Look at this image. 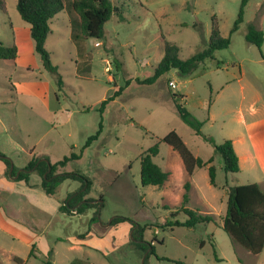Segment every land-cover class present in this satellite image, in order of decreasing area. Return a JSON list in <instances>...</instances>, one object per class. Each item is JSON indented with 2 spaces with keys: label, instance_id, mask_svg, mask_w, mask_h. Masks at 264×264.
Wrapping results in <instances>:
<instances>
[{
  "label": "rangeland",
  "instance_id": "374dc122",
  "mask_svg": "<svg viewBox=\"0 0 264 264\" xmlns=\"http://www.w3.org/2000/svg\"><path fill=\"white\" fill-rule=\"evenodd\" d=\"M112 1L120 12L106 23L107 36L100 41L82 36L72 0H64L65 9L50 21L45 43L58 74L36 52L17 0L0 2V42L18 48L15 61L0 60V152L17 167L29 159V151L56 163L72 147L79 152L102 125L83 157L59 170L88 177L92 185L87 198L102 206L98 214L96 209L74 217L60 212L47 231L54 264H143L132 243L140 226L145 227V240L152 242L146 264H264V249L254 255L223 229L230 187L259 184L264 190V44L259 49L246 41L250 26L264 31V0L247 3L243 22L233 33L243 0ZM214 18L222 37L231 39L228 48L217 50L191 75L172 70L153 85L139 83L154 74L164 57L163 39L179 48L182 59L204 51ZM98 41L102 44L96 45ZM171 79L178 89L169 87ZM120 88L123 93L102 108ZM175 93L184 96L183 106L203 123L204 136L217 144L233 141L241 158L238 173H226L214 147L183 122L173 102ZM171 131L196 157L213 158L215 186L209 166L188 176L178 152L162 141ZM157 143L159 154L153 161L170 174L162 188L144 186L141 180L142 155ZM188 180V208L214 214L217 221L165 227L167 221L189 219L181 210L173 215L182 205ZM80 186L66 180L57 199L66 200ZM117 217L128 220L112 226ZM60 237L64 241H57ZM71 239L88 246L70 249ZM14 254L25 264H43L30 257L29 247L0 231V264H17Z\"/></svg>",
  "mask_w": 264,
  "mask_h": 264
},
{
  "label": "trees",
  "instance_id": "16d2710c",
  "mask_svg": "<svg viewBox=\"0 0 264 264\" xmlns=\"http://www.w3.org/2000/svg\"><path fill=\"white\" fill-rule=\"evenodd\" d=\"M249 1L243 0L239 17L233 27L232 33L239 30L240 24L243 22L245 7ZM71 6L79 15L78 24L82 36L87 39H97L100 41L106 39V23L111 19L113 14L120 12V8L112 0H72ZM64 9V0H17V10L21 18L31 26V36L35 42L36 52L40 54L45 67L55 74H58V68L53 66L50 54L45 48V43L51 34L50 21ZM214 19V28L208 47L188 59H182L179 55V48L163 39L165 44L164 57L155 68L154 74L143 81H139V83L141 85H153L172 70H177L182 75H191L207 59H213L217 50L228 48L231 44V39L222 37L218 21L216 18ZM246 41L261 49L264 44V31L250 26L246 33ZM17 56L18 48L16 45L7 46L0 42V60L15 61ZM58 85L60 87L63 85L61 77H58ZM123 91L124 89L120 88L114 92L113 95L102 103V108H105L110 102H114ZM172 98L183 122L193 129L196 135L203 136L214 147L215 155L222 158L225 172L238 173L240 171V160L233 141L226 140L222 144H217L213 138L204 136L202 133L203 123L183 106L182 100L184 96L175 93L172 95ZM101 132L102 125H100L97 134L90 137L79 152H76L73 148L69 156H65L56 163H52L46 157L34 156L23 169H20L2 152H0V161L6 166V175L9 176L11 174L14 177L19 173L17 181H24L29 186L31 175L33 173L38 174L41 178L39 187L48 196H55L66 180L80 182V188L62 202L60 212L68 215H71L73 211L77 214H84L91 209H96L98 214L102 205L95 202V200L87 198L92 185L89 178L80 172L67 173L60 172L59 170L69 162L81 159L84 150L89 148L91 143L99 138ZM162 141L178 152L189 177L193 175L197 168L209 166L210 183L213 186L216 185V167L212 164L213 158L204 161L200 157H196L176 131H171ZM158 154L159 143L155 144L142 155L141 180L144 186L162 188L170 178L169 172L164 171L153 161V157H156ZM190 190L191 181L188 180L185 184L182 205L179 210L173 212V215H176L180 210L184 211L189 215V219L186 222L167 221L165 227L170 223L172 226L186 227H194L201 223H216L217 218L214 214L201 213L198 210L188 208ZM127 220L125 217H117L112 221L111 225L117 226L125 223ZM93 221L98 222V218L93 219ZM144 228L140 226L132 235V243L137 250L141 251L142 257L145 256L146 264L152 254V252L148 253L152 242L145 240ZM223 229L231 236L234 243L243 246L254 255L262 253L264 249V190L259 184H247L229 188L227 213L223 218ZM53 255V249L47 255H44L36 249L35 245L30 251V257L42 260L43 264H54ZM15 262L17 264H25V261L19 257H15ZM73 264L77 263L73 262Z\"/></svg>",
  "mask_w": 264,
  "mask_h": 264
},
{
  "label": "crops",
  "instance_id": "0c3cea01",
  "mask_svg": "<svg viewBox=\"0 0 264 264\" xmlns=\"http://www.w3.org/2000/svg\"><path fill=\"white\" fill-rule=\"evenodd\" d=\"M101 44L100 42V45ZM107 67L105 68L106 72H108ZM116 68L118 69V67ZM111 79L114 80L110 77V80ZM73 148L76 151L75 147H72L71 151ZM28 155L29 159L24 161L25 163L23 166H18V168L23 169L34 156L41 157L33 151H29ZM248 156L250 157V155ZM240 159L241 158H239V160ZM13 164L15 163L13 162ZM40 184L41 178L35 173L30 177V186L24 181H17L15 176L6 175V166L0 161V231L11 236L13 240L26 245L30 248V251L35 245L36 249L44 255H47L51 249H53V254H55L54 248L48 241L47 231L58 218L61 204L65 200L57 199V194L55 196H48L39 187ZM71 215L73 216L70 217H74L79 214L73 211ZM86 237L90 239L93 237V234L88 232ZM57 241L64 240L60 237L57 238ZM67 241L71 244L70 249H74L79 245L88 246V244H85L88 242L79 244V242H76L78 240L74 241L71 239ZM15 257L19 256L14 254V261Z\"/></svg>",
  "mask_w": 264,
  "mask_h": 264
},
{
  "label": "built area",
  "instance_id": "2783aa9c",
  "mask_svg": "<svg viewBox=\"0 0 264 264\" xmlns=\"http://www.w3.org/2000/svg\"><path fill=\"white\" fill-rule=\"evenodd\" d=\"M96 45H100V42L96 43ZM111 70H112V64L111 63H108L107 71L108 72H111ZM174 71H175V73H179L177 70H174ZM168 85L173 90L178 89V83L174 79L169 80Z\"/></svg>",
  "mask_w": 264,
  "mask_h": 264
},
{
  "label": "water",
  "instance_id": "95a60500",
  "mask_svg": "<svg viewBox=\"0 0 264 264\" xmlns=\"http://www.w3.org/2000/svg\"><path fill=\"white\" fill-rule=\"evenodd\" d=\"M11 175V174H10ZM18 175H19V173L15 176V178H18ZM144 262H145V256H144V258H143V264H144Z\"/></svg>",
  "mask_w": 264,
  "mask_h": 264
}]
</instances>
